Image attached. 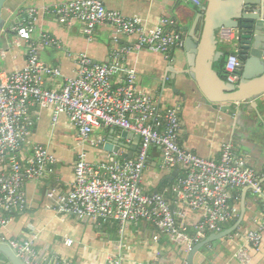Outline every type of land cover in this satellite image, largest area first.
I'll return each mask as SVG.
<instances>
[{
    "label": "built area",
    "instance_id": "1",
    "mask_svg": "<svg viewBox=\"0 0 264 264\" xmlns=\"http://www.w3.org/2000/svg\"><path fill=\"white\" fill-rule=\"evenodd\" d=\"M192 1L201 6L200 0ZM40 14L60 24L76 20L87 37L93 35L97 26L107 25L115 31V42L121 35L136 37V41L114 51L112 64L93 63L86 55H79L76 78H66L57 88L48 89L44 86L45 80L62 78V73L58 67L43 63L39 51L61 48V45L47 32H41L38 39L33 38ZM14 31L15 44L23 41L28 49L22 70L0 72V161L6 162L4 170L0 171V229L9 224L14 210L25 208V184L55 173L58 160L43 145H35L32 155L24 162L18 156L34 124L30 108L43 106L52 109L54 123L59 115L67 116L77 130L80 144L90 142L95 147L102 146V141L91 140L93 131L102 127L128 131L140 136L141 140L135 159L119 158L96 165L80 154L69 191L62 192L54 187L47 191L48 209L80 220L145 221L154 228L155 241L165 237L188 255L207 234L222 232L224 226L235 219L237 209L231 204L232 192L251 188L262 199L263 218L257 230L247 232L245 238L248 246L260 251L264 233V191L260 177L248 165L247 158L238 155L229 143L222 145L218 161L181 146V119L177 109L159 110L147 93L138 91L134 71L125 70L119 82L113 85L112 79L121 68V61L131 52L155 47L167 56L175 47L183 46L182 34L176 29L174 20L164 19L161 27L149 32L139 18H127L118 11L108 10L101 0H73L41 10L23 11ZM234 36L223 29L218 33V40L227 43ZM239 65V55L230 54L225 63L228 83H238ZM152 147L161 149L164 169H183V175L177 178L171 192L176 202H183L189 211L199 216L192 232L185 222L186 213H180L178 220L164 194L147 193L141 187ZM0 240L25 264H62L57 258L43 260L30 239L8 240L1 236ZM66 243L72 245L71 240ZM248 246L239 248L236 254L240 264H250L252 260Z\"/></svg>",
    "mask_w": 264,
    "mask_h": 264
},
{
    "label": "crops",
    "instance_id": "2",
    "mask_svg": "<svg viewBox=\"0 0 264 264\" xmlns=\"http://www.w3.org/2000/svg\"><path fill=\"white\" fill-rule=\"evenodd\" d=\"M15 1L20 2V5L9 18L10 25L0 36V72L4 73L22 70L26 65L27 44L23 41L15 44L17 35L14 31L22 12L30 8L41 10L73 0ZM101 1L108 10L118 11L127 18H139L149 32L161 27L162 20L170 19L175 21L176 29L181 34L184 33L183 29L190 30L194 18L206 5V0H200L201 6L192 0ZM41 32L49 33L61 45V48L49 47L39 51L43 63L58 67L62 73V78L45 80L44 86L48 89L57 88L66 78H76L79 55H86L93 63L112 64L114 51L131 46L136 41V37L121 35L119 41L115 42V31L107 25L97 26L93 35L87 37L83 34L80 22L73 20L70 24H60L44 14L37 18L33 38L38 39ZM232 38L230 43H226L227 47L220 45L225 56L216 64L218 71H222L224 60L230 54H239L235 37ZM183 54V46L175 47L167 56L155 47L131 52L121 61V68L112 79L113 85L119 82L125 70L134 71L138 91L147 93L159 110L165 112L177 109L181 119V146L201 157L218 161L222 145L232 144L235 152L246 157L248 165L257 172L264 191V102L258 106L254 103H234L229 106L206 102L189 75H178L173 79L174 75L167 72L168 65L175 58L182 59ZM29 113L34 124L29 137L18 151L20 161L24 162L32 155L35 145H43L56 157L58 163L54 174H47L25 184L26 206L12 212L9 224L0 229V237L8 240L30 239L43 260L55 261L57 258L62 264H186V255L180 247L165 237L158 241L153 239L155 230L148 222L80 220L48 209L47 191L52 187L62 192L69 191L80 154L85 155L87 162L96 165L108 164L116 159L103 151L101 146L95 147L90 142L80 144L77 130L64 114L59 115L54 123L51 108L34 106ZM116 129L118 136L115 137L111 134L113 127L95 129L91 140L102 141L104 144L112 139L118 142L122 130ZM120 142L123 144L120 160L135 159L138 156L141 140L129 137ZM123 154L126 158H122ZM161 156L159 147L149 150L141 187L147 193L164 194L178 220L180 213H186L185 222L192 232L199 216L189 211L183 202H176L171 192L177 178L183 175V169L178 168L176 180L171 181L169 177L174 170L162 167ZM5 164L0 161V171L4 170ZM231 204L237 209V214L232 222L224 226V230L240 220L242 223L227 242L214 240L203 248L196 255L194 264H240L236 254L239 248L249 245L245 235L256 231L258 222L263 218L262 199L251 188H242L232 192ZM212 234H207L205 239ZM68 240L72 241L71 246L67 245ZM248 247L252 259L250 264H264V233L259 252Z\"/></svg>",
    "mask_w": 264,
    "mask_h": 264
},
{
    "label": "water",
    "instance_id": "3",
    "mask_svg": "<svg viewBox=\"0 0 264 264\" xmlns=\"http://www.w3.org/2000/svg\"><path fill=\"white\" fill-rule=\"evenodd\" d=\"M19 5L20 2L15 0H0V36L10 25L9 18ZM223 29L235 35L234 42L240 57V79L236 84L226 82L216 69L217 62L225 56L218 40V33ZM183 30V57L175 58L168 65L167 72L174 75L173 79L178 75H189L204 100L212 104L254 103L258 106L264 102V0H206L190 30ZM111 134L112 137L118 136L117 129L113 128ZM129 137L140 140V136L122 131L118 142L108 140L101 149L118 160L123 147L120 140ZM122 158L126 155L123 154ZM177 176L175 169L169 179L175 181ZM241 223L240 220L233 227L214 233L195 245L184 262L194 264L196 255L214 240L227 242ZM0 264L25 263L7 243L0 240Z\"/></svg>",
    "mask_w": 264,
    "mask_h": 264
},
{
    "label": "trees",
    "instance_id": "4",
    "mask_svg": "<svg viewBox=\"0 0 264 264\" xmlns=\"http://www.w3.org/2000/svg\"><path fill=\"white\" fill-rule=\"evenodd\" d=\"M225 63L226 61L224 60L222 71H220V75L224 80H227V73L225 72Z\"/></svg>",
    "mask_w": 264,
    "mask_h": 264
},
{
    "label": "rangeland",
    "instance_id": "5",
    "mask_svg": "<svg viewBox=\"0 0 264 264\" xmlns=\"http://www.w3.org/2000/svg\"><path fill=\"white\" fill-rule=\"evenodd\" d=\"M221 46L227 47L228 45L226 43H220ZM227 52V51H226Z\"/></svg>",
    "mask_w": 264,
    "mask_h": 264
},
{
    "label": "clouds",
    "instance_id": "6",
    "mask_svg": "<svg viewBox=\"0 0 264 264\" xmlns=\"http://www.w3.org/2000/svg\"><path fill=\"white\" fill-rule=\"evenodd\" d=\"M235 37V36H234ZM231 41V40H230ZM230 41H229V43H230ZM239 55V54H238ZM240 58V57H239ZM227 82V81H226Z\"/></svg>",
    "mask_w": 264,
    "mask_h": 264
}]
</instances>
